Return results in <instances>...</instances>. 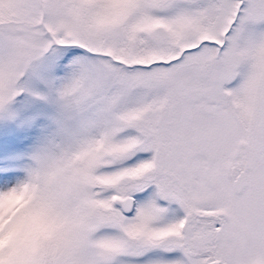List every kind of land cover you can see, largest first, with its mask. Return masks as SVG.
I'll use <instances>...</instances> for the list:
<instances>
[{
    "label": "snow or ice",
    "instance_id": "obj_1",
    "mask_svg": "<svg viewBox=\"0 0 264 264\" xmlns=\"http://www.w3.org/2000/svg\"><path fill=\"white\" fill-rule=\"evenodd\" d=\"M0 264H264V0H0Z\"/></svg>",
    "mask_w": 264,
    "mask_h": 264
}]
</instances>
